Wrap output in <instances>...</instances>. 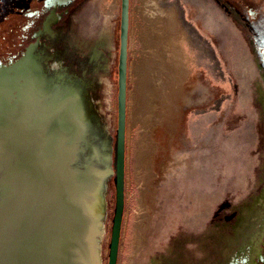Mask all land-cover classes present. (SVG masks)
<instances>
[{
  "label": "rangeland",
  "instance_id": "rangeland-1",
  "mask_svg": "<svg viewBox=\"0 0 264 264\" xmlns=\"http://www.w3.org/2000/svg\"><path fill=\"white\" fill-rule=\"evenodd\" d=\"M93 1L43 36L45 51L37 50L33 60L53 80L50 90L56 83L74 84L90 111L82 130L86 140L76 139L66 165L77 179L89 175L90 198L100 208L93 254L98 264H107L116 202L121 0L110 14ZM234 1H130L125 209L117 264H264V0ZM170 5L183 7L191 23L185 36L173 18L157 19L154 26L151 17L140 18L137 33L139 6L146 17L153 7ZM213 50L223 78L212 66ZM18 94L0 99V153L12 142ZM31 155L14 161L15 174ZM89 163L97 174L85 171ZM1 205L0 196V211ZM54 209L49 207L50 217ZM12 228L16 240L20 226Z\"/></svg>",
  "mask_w": 264,
  "mask_h": 264
},
{
  "label": "bare ground",
  "instance_id": "bare-ground-1",
  "mask_svg": "<svg viewBox=\"0 0 264 264\" xmlns=\"http://www.w3.org/2000/svg\"><path fill=\"white\" fill-rule=\"evenodd\" d=\"M108 2L110 3V5H109L108 11H106V14H110L112 9L116 6V4H118V0H109ZM138 13L140 14H138L136 17L138 20L137 21V33L139 32L138 29H140L141 27L140 18L147 19L151 17L152 21L154 20V23L151 22L152 25L153 24L155 25V22L157 23V19L173 18L174 26L180 29L183 36H185V32H188L187 23L189 25L191 24L185 20L183 7L181 10L177 5H170L168 7V10L167 9L164 10L163 8L157 9L156 7L155 8L153 7L152 14H150L151 13L150 12L149 14H147L146 17H144L145 12L143 10V7L139 6ZM159 21L160 20H158V22ZM169 47L171 46L169 45ZM194 47L198 51V45L196 43H194ZM199 47H200V44H199ZM137 52H139L138 49H137ZM178 55H181V53ZM33 57H34V53L30 52L27 58L28 63L24 64L23 67L20 68V72L16 74H12L11 78L6 80V86L11 84L12 91L18 90V93H19L18 97L20 98V101H18L16 105L14 106V110L10 118L11 126H12L11 130L14 132L11 138L12 145L10 144L9 148L3 149V151L1 152L2 154L0 153V158L8 150H10V154L12 158L10 161L9 168L10 170H12L11 169L12 164L15 163L17 160H20L22 156L24 158L25 154L28 151H30L32 155H31L30 162L27 163L24 166V170L20 172V174H22L24 171L28 173V177L26 179H20V174L19 173L15 174L17 169L16 168L13 169V174L15 175H13L11 178H15L13 179V183H12V185H16L15 190H12V192L10 193V196L8 195L6 206L1 205L0 225L3 227V231L0 233V264H98L100 261L98 262V259L94 257V254H93V250H94L93 243L94 242H92L91 239H92L94 231H96L95 226H94V222H95L94 219L97 217L98 213L100 212V208L96 206L92 211V215L85 219H83L79 215L77 210L75 212H72L71 209H68L66 216H63L62 211H57L55 213V216L52 214V217H50L48 211H49V207H54L53 201H52L53 193H54L55 186L58 182L59 175H56V176L54 175V173L51 171L50 163L47 164V167L49 168L48 170L44 169L46 165H41L40 167L34 166L36 154L40 148L39 142L36 140V137H35V132L38 129V127L43 126V123H44L43 118H46V123H47L46 127H42L44 134H47L45 132L50 127L58 128L60 131V134H61L59 137L60 156L56 162V164H58L59 166V162H65L66 164L68 159L71 157V151H70L71 146L72 145L74 146L73 143H75L76 139L79 138V141L86 140L84 139L82 130L85 128L86 123L90 121V119H88V116L90 117V111L89 112L87 111L86 113L85 111L84 112L81 111L83 114L74 115L72 117L73 121L75 122V125L73 126L74 128L72 131H68L67 129L62 128L61 122L63 120V114L59 115L57 121L54 119H50V117L47 116L46 114L45 108L47 106V103L51 100L49 97L52 94H55L61 91L63 92L68 91L70 95L73 96L72 98H73V102L75 106H79L82 103L80 102V100H78V98H81L80 94L82 93H79L80 89H78L77 86H75L74 84H71V85L67 84L68 86H65V87L60 86L57 89L55 87L53 91L50 90L48 86L50 82L53 80L49 78V76L43 75L41 73L43 69L42 65L39 62L34 61ZM183 57L185 58V60H188L187 55L184 54ZM140 58L141 57H138L137 60H140ZM214 58H215V52L213 50V53L211 54V59H212L211 61L213 62L212 66L216 70H218V68L222 70V72L217 71V74L218 76L220 75L223 78L224 72H223V69L221 68V64L218 63L216 65L215 62L213 61ZM168 62L170 63V61ZM21 72L24 74V76L21 75ZM182 75L181 77H183ZM22 79H24V83H21ZM182 81L183 80H181V82ZM71 82L73 81L71 80ZM1 84L3 85L4 81H2ZM83 92L85 93V91ZM0 108H1V105H0ZM20 127H22V130L20 131L17 130ZM21 134H23V140L20 137ZM66 140L68 142H66ZM63 144L66 147H63ZM84 145L86 146V142ZM60 170L74 177L77 185L82 180H85L87 183V195L86 196L89 199H91L90 192L92 190V186H91L92 184H90L88 181L89 175L85 178L79 176V179H77L73 175L74 174L73 169H71L70 167L68 168L67 165H65V167H61ZM85 171L91 172L92 175L97 174V171L90 163L86 166ZM0 182H1V179H0ZM21 183H24V184L21 185ZM1 184H3V186L0 187L1 188L0 190L1 203H2V200L6 193L8 183L3 181ZM26 185H28L27 188H26ZM47 186L49 187L53 186V189L50 190L48 188L49 190H47ZM26 192H28L29 194L28 200H23L22 195ZM35 202H36V205H35ZM92 206H95V205L93 204ZM98 220L99 219H97V221ZM70 221L72 222V224H69ZM84 222L87 223L86 233L82 234L81 238H79L78 236H74L73 229H76L77 231H79L80 229H83L82 224ZM16 223H18V225L20 226L22 235L19 236L18 239L16 240H11L12 239L11 233L13 231L12 227L16 225ZM67 226L71 228L70 235L64 232V230L66 229L65 227ZM99 229L100 230H98V234L100 236L101 231L104 232L103 227L101 228L100 223H99ZM143 234H145V232ZM12 241L14 242L12 243Z\"/></svg>",
  "mask_w": 264,
  "mask_h": 264
},
{
  "label": "flooded vegetation",
  "instance_id": "flooded-vegetation-1",
  "mask_svg": "<svg viewBox=\"0 0 264 264\" xmlns=\"http://www.w3.org/2000/svg\"><path fill=\"white\" fill-rule=\"evenodd\" d=\"M91 1L92 0H0L1 100L6 101L14 93V91H12L11 84L6 86V80L10 79L12 74L20 72V68H22L24 64L28 63L27 58L30 52H33L35 55L37 50L45 51L40 48L43 36L50 33L53 27L59 24L60 21H65V18L68 17L74 8H78L81 4ZM107 1L109 0H95L93 2L96 3L98 10L106 13L109 9ZM117 7L118 4H116L112 10ZM93 14H95V19H101V15H98L95 11ZM105 18L107 17L105 16ZM15 51L20 52L16 54ZM21 75L24 76L22 72ZM2 81H4L3 85L1 84ZM21 83H24V79L21 80ZM55 87L56 89L60 87L59 83H56ZM72 97L73 96L70 95L68 91H61L52 94L49 97L51 100L47 103L45 108L46 114L50 117V119L57 121L59 115L63 114V120L61 122L62 128H65L68 131H72L74 128L73 126L75 125L72 117L74 115L83 114L81 111H85V113L87 112V110L83 107L84 105L82 103V99L78 98L82 104L79 103V106H75ZM0 105V115H4L5 119V114L2 113L4 106L1 102ZM43 120L44 123L42 127H46V118H43ZM3 127L4 120L0 122V133ZM42 127H38L35 132V137L39 142L40 148L36 154L34 166L40 167L41 165H46L44 169L48 170L49 168L47 167V164L50 163L51 171L55 176L59 175L58 182L53 193L55 213L57 211H62L63 216H66L68 209H71L72 212L77 210L83 219L90 217L96 206H92L93 203L91 199L86 196V181L82 180L77 185L74 177L60 170L61 167H65V162H59V166L56 164L57 159L60 156L59 137L61 134L59 129L52 128L50 132L44 134ZM20 137L23 140V134H21ZM11 158L12 156L10 154V150H8L0 158V160H2L0 162V176L3 175L5 177L4 181L8 183L6 193L2 200V206H6L7 197L8 195L10 196L12 190H15L16 186L12 185L13 179H15L11 178L15 175L13 174V170H9L8 173L5 171L10 166ZM22 159L23 156L20 160ZM95 170L98 173L96 168ZM27 177L28 173L25 171L20 174V179H26ZM83 178H85V175ZM2 182L3 181L0 182V185ZM23 184L24 183H21V185ZM27 186L28 185H26V188ZM22 196L23 200H28L29 194L26 192ZM69 224H72V222L70 221ZM82 226L83 229H80L79 231L73 229L74 236L81 238L82 234L86 233L87 223L84 222ZM65 228L64 232L70 235L71 228L69 226Z\"/></svg>",
  "mask_w": 264,
  "mask_h": 264
},
{
  "label": "water",
  "instance_id": "water-1",
  "mask_svg": "<svg viewBox=\"0 0 264 264\" xmlns=\"http://www.w3.org/2000/svg\"><path fill=\"white\" fill-rule=\"evenodd\" d=\"M130 1L121 0L120 45L118 58V113H117V155H116V202L111 231L107 264H117L121 231L125 209V159L127 127V77L130 30ZM8 135V134H7ZM4 134L2 135V137ZM4 142V141H3ZM4 159V158H2ZM2 160H0L1 162Z\"/></svg>",
  "mask_w": 264,
  "mask_h": 264
},
{
  "label": "trees",
  "instance_id": "trees-1",
  "mask_svg": "<svg viewBox=\"0 0 264 264\" xmlns=\"http://www.w3.org/2000/svg\"><path fill=\"white\" fill-rule=\"evenodd\" d=\"M235 2V4H239V3H242V1H240V0H236V1H234Z\"/></svg>",
  "mask_w": 264,
  "mask_h": 264
}]
</instances>
